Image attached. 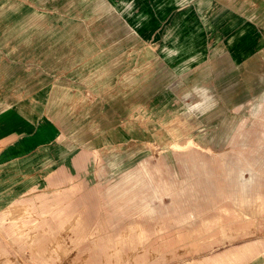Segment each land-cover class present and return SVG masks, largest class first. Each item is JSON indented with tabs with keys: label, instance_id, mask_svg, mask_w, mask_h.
Masks as SVG:
<instances>
[{
	"label": "crops",
	"instance_id": "0c3cea01",
	"mask_svg": "<svg viewBox=\"0 0 264 264\" xmlns=\"http://www.w3.org/2000/svg\"><path fill=\"white\" fill-rule=\"evenodd\" d=\"M263 89L264 0H0V215L46 175L77 190L220 147Z\"/></svg>",
	"mask_w": 264,
	"mask_h": 264
},
{
	"label": "rangeland",
	"instance_id": "374dc122",
	"mask_svg": "<svg viewBox=\"0 0 264 264\" xmlns=\"http://www.w3.org/2000/svg\"><path fill=\"white\" fill-rule=\"evenodd\" d=\"M227 112L240 121L220 147L173 143L77 190L46 175L0 215V264H239L263 252L264 89Z\"/></svg>",
	"mask_w": 264,
	"mask_h": 264
}]
</instances>
